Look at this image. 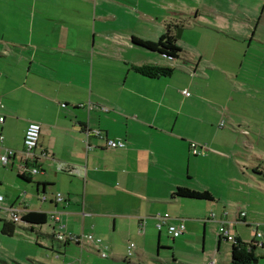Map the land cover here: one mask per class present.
Listing matches in <instances>:
<instances>
[{
	"label": "crops",
	"instance_id": "0c3cea01",
	"mask_svg": "<svg viewBox=\"0 0 264 264\" xmlns=\"http://www.w3.org/2000/svg\"><path fill=\"white\" fill-rule=\"evenodd\" d=\"M184 9L183 0H0L2 146L23 150L27 125L40 124L35 149L40 172L26 173L29 181L23 183L17 181L19 159L0 163L11 174L0 176V194L22 215H48L46 224L31 225L42 236L48 264H139L151 257V263L161 264L165 255L160 249L167 247L160 246L156 215L169 212L190 224L192 218L181 217L182 210L203 205L184 202L203 200L171 198L179 186L210 191L215 200L206 201V217L227 210L231 225L238 224L237 238L262 243L250 264H264V236L255 235V228L264 232V210L239 194L225 196L247 194L244 189L264 195V107L257 104L262 98L256 84L264 80L259 76L264 70L263 12L255 21L248 16L254 24L242 28L236 44L210 37L209 49L195 43L191 56L178 38L185 57L176 59L131 42L133 36L157 41L169 22L182 26L178 13ZM215 14L222 12L210 7L194 11L192 18ZM215 29L219 35L235 33L225 26ZM251 42L259 61L254 82L239 76ZM147 64L174 71L150 78L130 68ZM92 130L125 146L109 149ZM191 143L204 146L205 155H193ZM57 193L64 199L57 201ZM241 211L245 215L239 218ZM55 213L63 231L91 234L101 243L56 241L57 224L50 217ZM239 224L252 228L251 233ZM154 236L152 254L148 243ZM129 243L134 244L131 256ZM99 250L107 257H100ZM32 261L8 251L0 256V264Z\"/></svg>",
	"mask_w": 264,
	"mask_h": 264
},
{
	"label": "rangeland",
	"instance_id": "374dc122",
	"mask_svg": "<svg viewBox=\"0 0 264 264\" xmlns=\"http://www.w3.org/2000/svg\"><path fill=\"white\" fill-rule=\"evenodd\" d=\"M183 1L185 2L184 12L178 13V16L183 17L181 18V21H183V23L182 26L179 27L180 37H178V39L180 41V44L182 45L183 50L185 51V53L187 52L188 56H191V54H193V45L195 43L201 44L200 46L204 50H208L210 44L207 45L206 43L207 38L210 37H213L215 42L217 37H222L230 43L236 44L239 41L236 38H238L237 36H239V34H242V28H244L245 30V27L248 26L249 22H252V25L254 24L251 19H248V16H254L252 18L255 21V19H257V16L263 12V14H261L259 28L264 27V0ZM210 7L214 8L218 12H222V14H215L214 17L203 15L198 19L192 18L194 11L203 12L204 10H206V8ZM220 26H225L226 28L232 30L233 32H235L233 33L235 35H231L227 32L222 33V35L215 34V27ZM183 29L185 30L184 34ZM255 44L256 43L251 42L249 53L242 63L243 70H241V72L239 73L240 77L249 78L250 82L255 81L254 77H256L257 73L254 72H257L256 68L258 67L259 62L256 61V58L253 55V49L256 48ZM262 46L264 48V45ZM180 56L185 57V54H182ZM259 70V76H264V70L262 68H260ZM256 84L260 85V87L262 88H260V94L258 95L260 98H262V100H257V104L264 107V80L257 79ZM5 170L10 171L9 168H4L0 165V176L11 175ZM11 170L13 171L14 177L18 178L15 174V170ZM222 179L223 178L220 177L218 180ZM17 181H22V179L19 178L17 179ZM236 187L241 192L240 187L238 185H236ZM244 191H246L247 194L228 192L225 193V196H230L231 198H233L234 196L237 197V195L239 194V197L249 200L246 201V203L252 202L256 204L255 207L257 210H264V195L259 194V192H256L252 189L249 191L247 189H244ZM184 202L201 203L203 205L194 207L196 209L190 206L191 209L182 210V214L180 215L181 217H184L186 219L192 218V220H189L190 224H187V222L185 221L186 231L182 236L177 237L176 239H172V237H170L165 230L162 231L160 246L167 247V250L160 249L162 250L161 254L165 255L164 261L161 264H208V262L210 261L213 262V264H231V242L221 239V242L218 245L217 224L214 221L206 219L208 218L206 217V215L209 213L206 206L207 202ZM173 211L177 213L179 212L178 209H175ZM194 218H196V222L193 221ZM201 218L205 219V223H203ZM239 225L243 226V228L246 229L248 233H251L252 228L246 227L243 224ZM236 226H238V224H232L230 227L231 231L234 234L237 233L235 231ZM259 232L262 234V236L257 239H263L264 232L260 229ZM1 233L2 232L0 231V235H2ZM41 238L42 236L38 234L36 229L30 230L29 228H27V224L17 223V225L15 226L14 235L0 236V256L8 251L10 254H14L15 258L24 259L25 263H30V261L33 260L31 263L34 264H48L50 259L45 256L47 252L45 251L46 249L44 250L45 246H43V240ZM148 244L150 252H152L153 254V250H155L157 246L156 236H154V238ZM217 247L218 250L216 252ZM27 254V259L21 257ZM100 257L98 256L100 260L111 259V257L107 259ZM151 258L147 261L146 259H142L140 260L141 262L139 264H158L151 263Z\"/></svg>",
	"mask_w": 264,
	"mask_h": 264
},
{
	"label": "built area",
	"instance_id": "2783aa9c",
	"mask_svg": "<svg viewBox=\"0 0 264 264\" xmlns=\"http://www.w3.org/2000/svg\"><path fill=\"white\" fill-rule=\"evenodd\" d=\"M184 95L188 96L190 93L187 90H183ZM4 122V116L0 114V124ZM224 121L221 120L218 124L219 127H223ZM39 134H40V124L37 122H30L27 125V128L24 133L23 138V150L15 151L10 148L3 147V136L0 134V163L3 165H7L9 161L13 158L19 159V166L18 170L21 175H23L26 171L30 174L34 175L38 173V167L31 165L39 159L38 155L35 153V149L37 148L38 141H39ZM88 134V133H86ZM92 134L98 137L99 139L104 140L105 146L109 149H117L123 148L125 146V142L123 140H114L108 139L101 131L99 130H92ZM192 153H204L203 147L201 150L196 148L195 144L191 145ZM64 169L63 167H60ZM63 196L60 193L56 194V200L61 201L63 200ZM244 212H239L237 215L239 218L244 217ZM53 222L57 224V231L53 233L54 238L58 242L64 243L65 241L76 242L77 244H83V242L90 241L96 243L97 245L101 243L99 239H95L94 236L91 234H82V235H74L71 233H67L63 231V224L60 222L59 214H51L50 215ZM7 218L12 222L20 223L22 219V212L14 206H7L4 204L3 195L0 194V219ZM207 220H211L216 222L217 224V237L219 239H224L226 241H230L234 243L236 241L235 234L231 231L230 225L231 221L228 219V211L223 210L219 216H217L214 212H210ZM236 221V220H235ZM237 222V221H236ZM156 228L158 230L163 229L166 227L167 233L174 238L180 237L185 233V221L184 219H178L172 217L169 212H160L156 215ZM255 235L257 238L261 237V234L256 231L255 228ZM255 247L261 246L262 243L257 242L256 240L249 241ZM134 245L131 243L129 248H133ZM99 254L102 257L106 256V252L100 251ZM213 264V262H211Z\"/></svg>",
	"mask_w": 264,
	"mask_h": 264
},
{
	"label": "trees",
	"instance_id": "16d2710c",
	"mask_svg": "<svg viewBox=\"0 0 264 264\" xmlns=\"http://www.w3.org/2000/svg\"><path fill=\"white\" fill-rule=\"evenodd\" d=\"M178 27H181V25L178 23L169 22L166 25L165 32L159 37V39L157 41L143 40V39H140L138 37L133 36L131 38V42L133 44L139 46V47H142V48H145V49H148L151 51H156V52L166 56L167 58L176 59L179 57L180 53L182 52L181 48L176 44L177 39L175 36V34H176L175 30ZM173 30L175 33L173 32ZM130 68L133 71H135L136 73H138L142 76H145V77H150V78L168 77L174 71V69L172 67H169V66H159V65H149V64H147V65H131ZM202 147H203L204 153H198V154L195 153L194 154V153H192L191 147H190V149H191L190 151L195 156H198V155L204 156L205 155V147L196 145V148L198 150H201ZM31 165L38 167V169H39L38 172H40V167L38 166V160H37L36 164L34 162ZM26 173H28V172L26 171L23 175H18V176L21 179H23L24 181H29V179L25 176ZM179 197L180 198L194 199V200H203V201H214L215 200L212 193L208 190H201L200 191V190H195V189H191V188L184 187V186L177 187L171 195V198H179ZM3 198H4V196H3ZM54 198H56V194H55ZM178 219H180V218H178ZM47 221H48V215L46 213L37 212V211H29L28 213L22 215V219H21L20 223L27 224L28 225L27 228H29L30 230H33L31 225H33V226L34 225L35 226L36 225H44L47 223ZM0 222H2V228H1L2 232L6 235H13L14 230H15V226L17 225V222H12V221L8 220L7 218L0 219ZM163 230H165L167 233L166 227H163V229H161V232ZM169 236L172 237L171 235H169ZM52 237L54 238L53 235H52ZM172 239H176V238L172 237ZM218 240L221 241V239H219V238H218ZM69 243L78 245L76 242H71L68 240L62 244H69ZM130 244L131 243H129L128 247H127V256L132 255V249L133 248H129ZM255 248L256 247L254 245H252L250 242H244V241H242L236 237V241L234 243H231V264H250L253 260L256 259ZM105 257H107V254Z\"/></svg>",
	"mask_w": 264,
	"mask_h": 264
},
{
	"label": "water",
	"instance_id": "95a60500",
	"mask_svg": "<svg viewBox=\"0 0 264 264\" xmlns=\"http://www.w3.org/2000/svg\"><path fill=\"white\" fill-rule=\"evenodd\" d=\"M179 28L177 29V34L175 35L176 36V38H178V37H180V34H179ZM253 262L255 263L256 262V260H253Z\"/></svg>",
	"mask_w": 264,
	"mask_h": 264
}]
</instances>
